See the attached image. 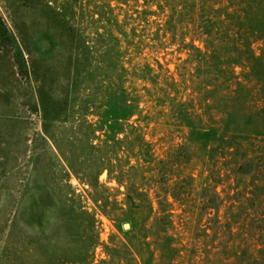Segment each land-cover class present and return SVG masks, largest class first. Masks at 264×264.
<instances>
[{"label": "rangeland", "instance_id": "rangeland-1", "mask_svg": "<svg viewBox=\"0 0 264 264\" xmlns=\"http://www.w3.org/2000/svg\"><path fill=\"white\" fill-rule=\"evenodd\" d=\"M225 1L0 0V264H264V189L222 149L220 97L240 81L264 107V73L200 61L264 56V9L227 21Z\"/></svg>", "mask_w": 264, "mask_h": 264}, {"label": "trees", "instance_id": "trees-1", "mask_svg": "<svg viewBox=\"0 0 264 264\" xmlns=\"http://www.w3.org/2000/svg\"><path fill=\"white\" fill-rule=\"evenodd\" d=\"M222 0H216V3H220ZM229 3L231 6L238 7L234 14L238 13V11L244 12V18L246 19V22L249 20L251 21L250 12L251 9L254 8L255 4L257 6L259 5V8L264 9V0H227L225 1ZM231 8V7H230ZM259 9V10H261ZM219 10V9H218ZM227 21L233 18H237V15L232 16L231 13H226ZM232 16V18H231ZM95 21V20H94ZM211 21L209 20L208 23ZM212 23V22H211ZM214 25V23H212ZM211 25V24H210ZM210 25H206L205 28V34L208 36H213L212 31H210ZM257 27L254 29V34L256 40H263L264 39V20L258 21V24H256ZM103 32H100L99 29H97L96 32V38L98 41V45L105 44V42L108 41V39H116L113 35V33L106 27L103 28ZM79 44L82 47H86V42L83 37V35H79L78 38ZM109 43V42H107ZM106 46V50H112V48L108 45ZM226 46L224 49H235L237 50L239 57H235L232 59H226L223 60L218 57V53L220 52L219 45L212 46L207 48V51L202 53L201 50L192 45V49L196 52L202 53L201 55V63L202 65H205L207 69H209L212 73H234L231 72V67H234V65H245L247 66L252 73H264V56H258L255 54L254 49L252 48V44L249 41H243L240 43V45L236 46L234 41L227 40V42L223 45ZM211 53L209 54L208 51ZM109 51V52H110ZM230 68V69H229ZM228 69V70H225ZM256 80L260 82V85L262 86L261 90L264 94V74L261 78L256 77ZM233 85V84H232ZM236 87L233 90H230L229 93H224L223 91L220 93V97L222 99H228V103L231 106H228L226 108V111L223 112V132L221 133V139L224 143L222 149L224 151H227L229 154L234 155L236 158V167H235V173L240 175H249L253 174V182L254 186L251 188L253 189L251 194L254 197H257L259 194V197L261 196V190L264 189V107L256 109L254 112L247 111V106L244 103L245 98L249 97L248 102L252 98V96L249 94V89L247 85H243L242 82L236 81L235 83ZM215 100V99H214ZM241 106L243 107V113L245 114L246 122L252 121V123L246 124V128L252 130L250 125H255V128L253 130V133H246L243 131H240V125H238L237 121H235L234 115L238 113V111L241 109ZM239 128V129H238ZM212 134L210 131L207 133V135ZM249 146V147H248ZM251 147V151L256 153V157L253 155H250L248 151ZM242 160V161H240ZM258 178V179H257ZM263 180V182L261 181ZM249 193V192H247ZM139 195H142L139 193ZM131 200L132 195L130 196ZM264 224V217L260 219L259 224ZM264 228V225H263ZM264 230V229H262Z\"/></svg>", "mask_w": 264, "mask_h": 264}, {"label": "water", "instance_id": "water-1", "mask_svg": "<svg viewBox=\"0 0 264 264\" xmlns=\"http://www.w3.org/2000/svg\"><path fill=\"white\" fill-rule=\"evenodd\" d=\"M124 228H125V229H129V228H130V224H129V223H125V224H124Z\"/></svg>", "mask_w": 264, "mask_h": 264}]
</instances>
